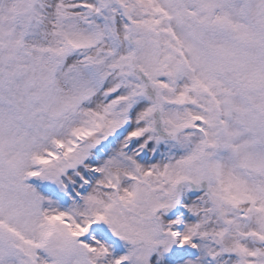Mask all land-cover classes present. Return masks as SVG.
Wrapping results in <instances>:
<instances>
[{"label": "snow or ice", "instance_id": "snow-or-ice-1", "mask_svg": "<svg viewBox=\"0 0 264 264\" xmlns=\"http://www.w3.org/2000/svg\"><path fill=\"white\" fill-rule=\"evenodd\" d=\"M0 264H264V0H0Z\"/></svg>", "mask_w": 264, "mask_h": 264}]
</instances>
